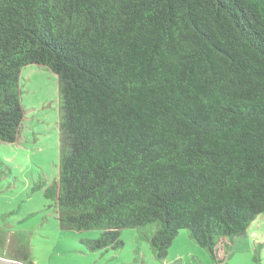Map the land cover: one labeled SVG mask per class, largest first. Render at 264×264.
Returning a JSON list of instances; mask_svg holds the SVG:
<instances>
[{
	"label": "trees",
	"instance_id": "1",
	"mask_svg": "<svg viewBox=\"0 0 264 264\" xmlns=\"http://www.w3.org/2000/svg\"><path fill=\"white\" fill-rule=\"evenodd\" d=\"M30 64L59 84L45 195L90 249L137 228L164 258L186 229L216 258L264 222V0H0L2 142Z\"/></svg>",
	"mask_w": 264,
	"mask_h": 264
},
{
	"label": "rangeland",
	"instance_id": "2",
	"mask_svg": "<svg viewBox=\"0 0 264 264\" xmlns=\"http://www.w3.org/2000/svg\"><path fill=\"white\" fill-rule=\"evenodd\" d=\"M25 110L16 142L0 141V257L22 264H264V222L258 217L243 235L226 239L218 257L181 229L166 257L155 255L137 228H124V245L93 250L97 229L61 226L45 189L59 177V84L48 67L30 64L21 72ZM223 244V245H222Z\"/></svg>",
	"mask_w": 264,
	"mask_h": 264
},
{
	"label": "water",
	"instance_id": "3",
	"mask_svg": "<svg viewBox=\"0 0 264 264\" xmlns=\"http://www.w3.org/2000/svg\"><path fill=\"white\" fill-rule=\"evenodd\" d=\"M0 264H22V263L15 261V260H10L7 258L0 257Z\"/></svg>",
	"mask_w": 264,
	"mask_h": 264
}]
</instances>
